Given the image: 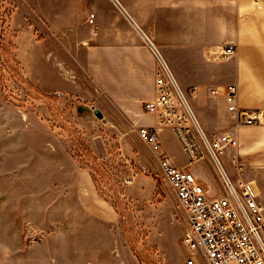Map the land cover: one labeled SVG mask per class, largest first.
Instances as JSON below:
<instances>
[{"label":"rangeland","instance_id":"rangeland-1","mask_svg":"<svg viewBox=\"0 0 264 264\" xmlns=\"http://www.w3.org/2000/svg\"><path fill=\"white\" fill-rule=\"evenodd\" d=\"M107 2L0 0V264H187L193 256L185 212L160 168L164 154L186 165L179 142L163 128L154 152L78 60L76 35L93 30L91 16L111 23ZM189 97L197 112L210 100Z\"/></svg>","mask_w":264,"mask_h":264},{"label":"crops","instance_id":"crops-1","mask_svg":"<svg viewBox=\"0 0 264 264\" xmlns=\"http://www.w3.org/2000/svg\"><path fill=\"white\" fill-rule=\"evenodd\" d=\"M108 1L111 23L97 18V33L88 25L76 35L86 74L140 129L161 131L144 107L156 98L161 56L183 93L209 94L207 106L196 103L198 112L190 103L208 135L232 133L238 139V147L221 157L225 174L235 184L252 182L264 205V118L261 125L234 130L225 99L210 95L211 89L236 85L240 107L264 112V0ZM231 44L235 53L217 60L214 52ZM194 172L212 190L222 183L211 162Z\"/></svg>","mask_w":264,"mask_h":264},{"label":"built area","instance_id":"built-area-1","mask_svg":"<svg viewBox=\"0 0 264 264\" xmlns=\"http://www.w3.org/2000/svg\"><path fill=\"white\" fill-rule=\"evenodd\" d=\"M89 23L98 27L95 15ZM235 45L218 48L216 58H226L235 53ZM156 98L145 104L147 113L156 116L161 127L169 128L179 142L187 163L178 167L167 156H162L160 166L169 185L175 192L186 216L185 243L192 251L187 264H199L195 254L207 264H264V205L252 182L233 183L225 174L221 157L229 148L238 147L232 133L208 135L196 115L189 95L180 86L161 57H157ZM192 94L195 95V90ZM210 95L223 97L227 111L233 116V129L263 124L264 112L239 106L236 85L210 90ZM141 140L154 152L161 149L157 130L143 127ZM211 162L221 178L218 189L212 190L196 175L194 168Z\"/></svg>","mask_w":264,"mask_h":264},{"label":"water","instance_id":"water-1","mask_svg":"<svg viewBox=\"0 0 264 264\" xmlns=\"http://www.w3.org/2000/svg\"><path fill=\"white\" fill-rule=\"evenodd\" d=\"M94 112L99 118L104 119V116H103V114L101 113L100 110L95 109Z\"/></svg>","mask_w":264,"mask_h":264}]
</instances>
